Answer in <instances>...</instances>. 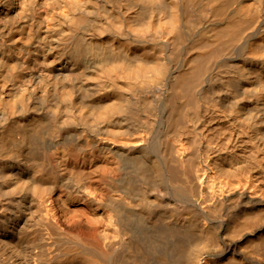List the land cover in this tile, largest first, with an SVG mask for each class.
I'll return each mask as SVG.
<instances>
[{"label": "bare ground", "instance_id": "obj_1", "mask_svg": "<svg viewBox=\"0 0 264 264\" xmlns=\"http://www.w3.org/2000/svg\"><path fill=\"white\" fill-rule=\"evenodd\" d=\"M0 264H264V0H0Z\"/></svg>", "mask_w": 264, "mask_h": 264}, {"label": "rangeland", "instance_id": "obj_2", "mask_svg": "<svg viewBox=\"0 0 264 264\" xmlns=\"http://www.w3.org/2000/svg\"><path fill=\"white\" fill-rule=\"evenodd\" d=\"M53 150H49L51 158L53 157ZM57 192L54 193V207L57 213H62L66 216L67 220L71 221H84L90 223L95 217V213L92 210H86L85 206L76 202L75 200L71 201L66 195L59 192V189H56ZM172 198V196H170Z\"/></svg>", "mask_w": 264, "mask_h": 264}]
</instances>
